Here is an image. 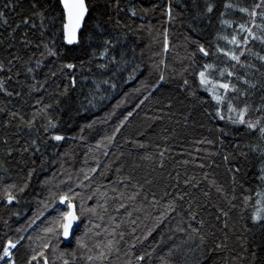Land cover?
I'll list each match as a JSON object with an SVG mask.
<instances>
[{
    "label": "snow or ice",
    "instance_id": "1",
    "mask_svg": "<svg viewBox=\"0 0 264 264\" xmlns=\"http://www.w3.org/2000/svg\"><path fill=\"white\" fill-rule=\"evenodd\" d=\"M3 7L7 9L10 5L5 4ZM220 7L218 0H156L150 8H137L135 0H128L123 7L121 0H105L104 8H111L116 13L113 16L100 12V5L95 0H31L30 12L10 33L12 42L8 43V48L15 51L9 52L10 59H0V73H14L17 86L21 85L19 77H24L23 86L19 90H10L12 75L6 78L0 76V92L9 98L13 95L33 98L30 113L7 107L0 108V112H6L9 117L5 127L18 121V129L35 133L25 139L23 144L18 140L16 147L10 146L7 139L2 141L6 156L11 157L18 153L22 159L27 155V159L24 160L23 169L26 171V178L20 183L3 182L0 187V264H21L20 253L25 248L24 242L33 240L32 235L25 233L29 229L35 231L34 226L39 227L43 233L37 237L42 243L35 247L31 244L27 246L22 258L23 264H56V259L62 260V264H71L70 260L63 258L69 253L64 252L61 245L71 248L73 241L77 249L86 253L87 264H112L113 255L119 259L121 244L126 243V233L121 230L123 221L116 223V217L109 216V226L103 227L104 238L97 239L91 246L87 242L90 239L89 234L94 228L97 230L94 235L99 238V229L102 227L100 223L77 234L83 218H88L91 224L92 217L104 221L108 214V192L102 191L103 186L94 182L97 175L108 178L115 161L104 165L102 171H98L101 168L99 162L87 171L80 169L78 177L82 175L83 179L76 187L73 186L70 173L68 181L61 180L52 187L49 184L55 180V175L41 181L48 194L37 200L38 207L35 211L29 209L31 215L27 218L25 227L13 230L9 225L10 219L21 216V211H13V207L20 203L29 188L31 179L37 172V160L42 170L49 163V156L45 153L50 147L53 149L51 162L60 163L63 167L71 155L68 151H55L63 142L72 140L86 144L90 134L95 132L100 139L94 148H88V152L102 147L109 148L116 142L117 135L129 118L148 101L156 100L171 112L173 101L169 97L165 103L161 89L176 77L179 78V86L186 97H190L193 104L201 105L205 115L225 121L233 127H243L247 134L255 137L252 142L235 145L232 153L217 151L208 155H222L223 161L229 164H233L238 158L247 161L249 157H254L257 160V184L264 185V0H257L251 7L222 0L223 11H219L217 16ZM121 12L126 13L129 18L159 12L162 18L160 29L157 30L151 24L130 25L122 22L119 17ZM230 12L242 14L246 19L239 22L230 18ZM213 19L217 21V27L211 36H205V27ZM177 22L187 28L183 43L179 46L173 42L172 31ZM0 23L9 26L4 11H0ZM22 25L28 31L23 32L17 41L16 33ZM109 25L113 26L112 31L109 30ZM143 31H147L151 39V43L145 45L151 52L147 60L144 48L129 43V34ZM29 33L32 34L31 39ZM0 43L4 41L0 40ZM16 43L30 51L23 56L19 55ZM256 43L261 45L259 51L253 48ZM156 47L158 50H155ZM85 51L89 56L87 61L77 54ZM169 54L179 58V72L174 65L169 64ZM204 58L210 62L201 63ZM82 81H88V90H80L74 111L77 117L86 122L77 125L75 135L68 136L67 122L62 119V114L66 111V101ZM130 83H134L135 87L130 91L122 90V86ZM201 91L205 94L204 98L200 95ZM258 92L262 94L257 102L253 98ZM116 96L119 99L103 118L105 124L116 118L122 106L134 97L133 108L119 119L109 134H105L96 130V124L100 121L93 120L87 114L98 109L103 101ZM62 105L65 107H61ZM190 116L191 113L184 115V121L187 122ZM150 119L162 120L163 116H153ZM219 131L221 135L224 134L223 129ZM162 139L167 142L169 137L165 135ZM196 143L212 145L215 142L202 138ZM220 143L223 145L222 140ZM131 144L134 149L147 147L139 141H131ZM156 148L158 151H146L139 159L162 170L166 166V153L170 152V148L165 146L161 149L159 144ZM201 151V148H197L195 158L185 159L181 163H195V160L201 159ZM108 154L107 151L103 152L104 156ZM124 155L121 151L117 160ZM188 155L191 157L192 154ZM195 167L201 170L199 177L195 173H185L181 177L177 172L173 178L175 183L165 185L159 194L155 191L145 193V185L153 184L152 180L144 178L141 182L131 172L124 175L123 166L115 168L118 174L117 186L112 187L111 191L117 195L111 199L120 201L116 211L125 209L127 216L131 218L133 213L127 211L129 205L123 201L135 202L143 197L147 207L136 211L145 212L146 218L153 221L151 227L145 228L142 236H136L137 220H129L132 225L129 235L133 242L127 244V250L123 253L126 264H201L196 258L197 253L204 255L209 247L212 252L228 249L225 241L228 238L229 217L238 208L242 220L246 219L252 225L264 228V190L245 189L239 183V164L227 169L231 179L230 195L229 190L218 183L213 173L204 171L211 167L207 163V157L195 163ZM85 187L91 192L90 195L85 196L76 190ZM120 188L124 190L121 191ZM129 188L132 189L130 195L127 194ZM237 188L241 190L239 194ZM213 191L221 195L228 205L227 209L213 205L218 212L215 220L220 221L223 218L224 239L220 241L212 239L215 233L206 230L208 221L201 215L205 205L211 201ZM252 191H256L255 197L251 195ZM149 196L151 199H148ZM86 200L95 203L90 206ZM169 220L175 221L174 227H169L167 233L160 232L159 240L150 249L137 253V245L143 247L144 242L154 232H159ZM243 229V233L237 237L240 251L236 253L233 249V254L225 264H264V234L257 242L248 238L251 228L243 225ZM177 233L185 237L180 243H176L174 239ZM50 253L55 254V258L50 257ZM71 255L74 256L75 253Z\"/></svg>",
    "mask_w": 264,
    "mask_h": 264
},
{
    "label": "trees",
    "instance_id": "2",
    "mask_svg": "<svg viewBox=\"0 0 264 264\" xmlns=\"http://www.w3.org/2000/svg\"><path fill=\"white\" fill-rule=\"evenodd\" d=\"M95 2L100 5V12H107L108 15L115 16L116 13L112 11L111 8L105 9L104 4L105 0H95ZM156 0H135V4L137 8H150ZM233 4H238L240 6L251 7L257 0H231ZM128 0H121V7L126 5ZM218 3L221 4V7L217 11V16L219 15V11H223L222 8V0H218ZM5 4H9V8H4ZM30 4L31 0H0V11H4L6 13V18L8 19L9 26H5L0 23V40H3L4 43H0V59L7 60L11 57L9 56L10 51H15L13 49L8 48V43L12 42L10 33L12 28L16 27V24L20 23V20L30 12ZM14 6V10H13ZM95 14V13H94ZM230 18H233L239 22H243L246 17L239 13H229ZM119 17L122 19V22H127L130 25H153L157 30L160 29L162 18L159 12L149 13L147 16H143V14L138 15L136 18H129V16L121 12L119 13ZM106 19V16L104 17ZM259 23V21H257ZM217 27V21L213 19L211 24L205 27V36H211L214 30ZM109 30H113V26L109 25ZM28 31L23 25L21 29L16 33L17 41L20 40L21 34L23 32ZM172 31L174 32L173 42L179 46L183 43L184 34L187 31L186 26H182L180 22H177L172 27ZM29 38H32V34L29 33ZM129 43L138 45L140 48H144L146 53L145 60H147V56L151 54L149 49L145 47L151 43V39L147 31L136 32L134 35L129 34ZM16 48L19 49V55H25L29 49H23L19 43H16ZM254 50L259 51L261 49V45L256 43L253 45ZM139 50V49H138ZM158 50V47L155 48ZM78 55L81 56L85 61L88 60V52L85 51L83 53L78 52ZM264 54V52H262ZM180 55H183V52H180ZM168 62L170 65H174L177 72L181 70L179 58L174 57L172 54L168 55ZM210 62L207 58H204L200 61ZM257 66L259 64L257 62ZM16 70L14 69V72ZM264 71V69H262ZM8 75H12L13 83L9 85V89L16 88L17 90L23 86L24 77L21 75L19 80L21 81V85L17 86L15 81L17 77L13 74L8 73H0V76L6 78ZM95 77H92L94 79ZM180 81L179 78L166 83L161 92L164 96V102L167 103V98H171L173 101V109L171 112L168 111L167 108L163 107L162 104H158L156 100L148 101L144 106L140 109H137L134 112V115L129 118V120L125 123L122 131L117 135L116 142L111 145L109 148H101L96 149L93 152H88L89 147L95 146L97 140L100 139L99 136L95 135V132L90 134V138L87 143H77L72 140H68L62 143V146H57L56 152H65L68 151L71 153L70 158L67 162L63 164V167L60 166V163H53L52 160V152L53 149L50 147L48 152L45 153L46 156H49V163L44 166L42 170L39 167V160H37V172L33 175L30 186L26 190V193L21 198L20 203L13 207V211H21L20 217H13L9 220V225L13 230L17 227H25L27 225V218L31 215L32 211L38 207L37 200L43 199L47 196V189L43 188L41 185V181L46 178H50L55 175V180L49 184V187H52L54 184H59L61 180L68 181V174L72 175V182H74L73 186L79 184L80 180L83 179V176L78 177V173L80 169H84L87 171L90 167H95L97 162L101 165V168L98 171L104 170V165L112 163V171L108 173V178H101L99 175L96 176L95 184L102 185V191H107L109 196V201L107 204L108 214L105 215L104 221H99L95 217H92V223H89L88 218H83V222L79 225L77 229V234H81L86 228L93 227L94 224L100 223L102 225L99 231L101 232V236L97 238L94 233L97 231L93 228V232L89 234L90 239H88L89 246L92 245L97 239H103V227L109 226V216L116 217V223H120L123 221V226L121 228L122 231L126 233L125 241L126 243L121 244V254L119 259L113 255L111 258L112 264H126V258L124 257V251L127 250V244H131L133 242L132 237L129 235L131 233L132 225H130V219H136L137 231L135 233L136 236H142L145 232L146 227H151L153 221L146 218V213L143 211H136V209H142L147 207V204L144 203V198L141 197L139 200L135 202H129L124 200L123 202L126 205H129L127 211H131L133 213L132 217L129 218L125 209L119 208V200L111 199L116 196V193L111 191L112 187L117 186V173L115 172L116 167L123 166L124 175H127L131 172L137 180L143 182L144 178L152 180L154 183L151 185H145L144 191L145 193L150 191H155L158 194L162 191L165 185L170 183H175L174 177L177 172L180 173L181 177L185 175V173L191 175L195 173L197 177L201 175V170L195 167V163L201 162V159L207 157V163L211 165V167H207L204 171L213 173L217 178L218 183H221L225 186L226 189L229 190V195L231 194V179L230 174L227 171L229 167L234 166L235 164H239L241 168V174L238 177L239 183L244 185L245 189H254L256 191L264 190V185L257 184V160L254 157H249L247 161L243 159H237L233 164H229L224 162L222 159V155L209 156V153H215L219 151L220 153H232L235 145L240 144L243 145L248 142H252L255 140V137L247 134L243 127H233L227 124L225 121H220L218 119L210 118L209 116L204 114V109L199 104H193L190 97H186L185 92L179 86ZM89 83L88 81H82L80 86L76 89L75 92L71 94L69 100L66 101V111L62 114V119L67 122L68 131L66 134L68 136H73L76 134L77 125L86 122L85 120L77 117L74 111L75 101L79 97L80 90L84 91L88 90ZM133 87H135L134 83H130L127 86H122V90L130 91ZM262 93H257V95L253 98L257 102L259 101V96ZM115 95V94H114ZM201 97L204 98L205 94L201 91ZM119 99L116 96L114 99L103 101L102 105L93 110V113H89L93 120H99L100 123L96 124V130L109 134L112 128L118 123L119 119L123 118V115L127 113V111L132 110L133 108V98H130L128 103L117 112L116 118L108 121L106 124L103 122V118L106 113L111 110V107L117 102ZM33 104V98L27 95H23L17 97L13 95L11 98L4 95V93L0 92V108L7 107L8 109H18L23 110L25 113H30L32 111L31 105ZM61 107H65L62 105ZM209 111H212L209 108ZM191 113L190 119L185 122L183 119L184 115ZM153 116H163L162 120H152L150 117ZM9 117L6 112H0V187H2L3 182L9 183H20L24 178H26V171H24V160L27 159V155L24 158H21V155L13 154V156H6V148L2 141L7 139L9 141V145L16 147L17 141L19 140L21 144H23L24 140L29 138L30 135H35L34 132L30 133L29 130L18 129L16 127V123H13L10 127H5L7 124ZM179 121V122H178ZM39 127V125H37ZM220 129L224 130V134L221 135ZM167 130V131H165ZM143 133V135H140ZM168 136L169 139L165 142L162 137ZM94 137V138H92ZM207 138L209 140H213L215 143L212 145H199L196 143L198 139ZM223 141V145H221L220 141ZM131 141H139L144 143L147 147L145 149H134ZM159 144L160 148H164L167 146L170 148V152L166 153V166L164 169H158L155 165H152L149 162H144L139 159L140 156L144 154V152H156L158 149L156 145ZM201 148L202 151L199 153V157L201 159L195 160V163L189 165H183L181 162L185 159H193L197 156L196 149ZM107 151L108 156H104L103 152ZM123 151L125 153L124 157L120 160H117L120 152ZM131 151V155L129 152ZM87 153V155H86ZM191 153V157L188 155ZM86 184L88 182H85ZM77 191H80L83 195H90L91 192L87 187L85 188H76ZM123 191V188H120ZM172 190L171 188L169 189ZM132 189L129 188L127 194H131ZM237 194L240 193V189L237 188ZM256 191H252L251 195L255 197ZM148 199H151L149 196ZM88 205H93L95 201H87ZM103 203V201H101ZM223 206L227 209L228 205L225 199L216 194L214 191L212 193V199L205 205V210H202L201 215L205 220L208 221V226L206 230L213 231L215 235L212 239L217 241L224 239V231L223 228V218L220 221L215 220V216L218 214L217 208L213 207ZM2 211V208H0ZM139 217V219H137ZM39 224V221L37 222ZM175 221L169 220L166 221L164 226L159 230V232H154L151 237L147 241L144 242L143 247L139 244L137 245V253L140 251L148 250L153 245V243L159 240L160 232H168L169 227H174ZM243 225H247V227L252 229V232L247 234L249 240H256L258 242L260 236L264 234V228L259 226H254L248 220H242L240 218L239 208L233 211L229 217V228L227 230V240L225 243L228 244V249L220 252H212L211 247L205 250L204 255H200L197 253V259L201 262V264H225V261L228 260L233 254L232 250L234 249L236 253L240 251L239 244L237 241V237L240 236L244 229ZM214 226V227H213ZM42 227V226H41ZM35 231L29 229L27 234L33 236L32 241H25V248L21 249V264H23V256L25 254V250L27 246L31 244L33 247L42 243L41 240L37 239V237L42 236L43 233L40 231L39 227L34 226ZM174 239L176 243H180L185 237L181 236L179 233L175 234ZM209 245H211V239L209 240ZM61 249L69 253L65 255L63 258L71 261V264H87L85 260L86 253L84 250L77 249L75 246V242H72V247L69 248L67 245L62 244ZM75 253V255H71V253ZM50 257L55 258V254L50 253ZM56 264H62V260L56 259Z\"/></svg>",
    "mask_w": 264,
    "mask_h": 264
}]
</instances>
